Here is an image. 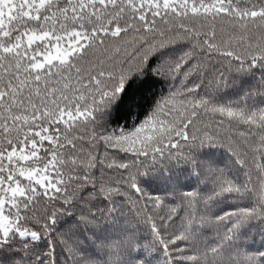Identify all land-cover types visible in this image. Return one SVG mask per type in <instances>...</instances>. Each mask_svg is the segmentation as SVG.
Here are the masks:
<instances>
[{
    "label": "snow or ice",
    "instance_id": "obj_1",
    "mask_svg": "<svg viewBox=\"0 0 264 264\" xmlns=\"http://www.w3.org/2000/svg\"><path fill=\"white\" fill-rule=\"evenodd\" d=\"M0 264H264V0H0Z\"/></svg>",
    "mask_w": 264,
    "mask_h": 264
}]
</instances>
